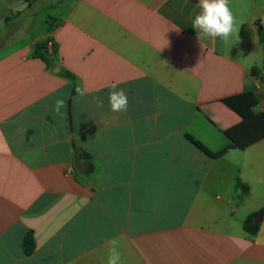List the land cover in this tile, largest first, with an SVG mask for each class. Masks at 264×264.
I'll return each instance as SVG.
<instances>
[{"label": "crops", "instance_id": "obj_1", "mask_svg": "<svg viewBox=\"0 0 264 264\" xmlns=\"http://www.w3.org/2000/svg\"><path fill=\"white\" fill-rule=\"evenodd\" d=\"M198 2L0 0V264H106L111 239L122 264H264V139L190 140L220 152L264 112V0H230L228 41L197 35Z\"/></svg>", "mask_w": 264, "mask_h": 264}, {"label": "clouds", "instance_id": "obj_2", "mask_svg": "<svg viewBox=\"0 0 264 264\" xmlns=\"http://www.w3.org/2000/svg\"><path fill=\"white\" fill-rule=\"evenodd\" d=\"M197 7L200 11L192 20V28L196 30L197 35L200 33L212 39L220 38L223 41H228L234 33L237 36L236 17L232 11L230 0H199ZM108 103L112 112L127 110L128 97L125 91L118 88L115 83L110 86ZM65 108L66 100L64 98H57L54 101V111L58 115H63L62 109ZM108 244L106 264H122L118 240L111 239Z\"/></svg>", "mask_w": 264, "mask_h": 264}, {"label": "trees", "instance_id": "obj_3", "mask_svg": "<svg viewBox=\"0 0 264 264\" xmlns=\"http://www.w3.org/2000/svg\"><path fill=\"white\" fill-rule=\"evenodd\" d=\"M24 1L28 5H33L39 0H24ZM258 26H259L260 35L262 39H264V21L260 22ZM52 46L54 47L53 51L56 52L55 45L52 44ZM46 52H47L46 46H37L36 56L40 57L42 60L48 63L49 62L48 59L44 56ZM252 73L256 78H258L261 81V83H263V70H258L254 68ZM225 134L229 138L231 145L226 149L217 153L211 152L202 143L194 141L190 137L189 138L192 141V143H194V145H196L209 157L213 159L222 158L233 149L245 150L264 139V112L258 113L253 117L249 118L248 120L227 130ZM259 215H264V209L248 217L244 222V228L250 235H255L259 231L260 224L254 222L256 217H258ZM24 249L27 255L32 254L33 251L35 250L34 239L30 234L27 235V237L25 238Z\"/></svg>", "mask_w": 264, "mask_h": 264}, {"label": "water", "instance_id": "obj_4", "mask_svg": "<svg viewBox=\"0 0 264 264\" xmlns=\"http://www.w3.org/2000/svg\"><path fill=\"white\" fill-rule=\"evenodd\" d=\"M263 86H264V47H263ZM75 160H76V165L78 167V162L80 160V153L79 151L75 152ZM263 215L260 216V221H262Z\"/></svg>", "mask_w": 264, "mask_h": 264}, {"label": "built area", "instance_id": "obj_5", "mask_svg": "<svg viewBox=\"0 0 264 264\" xmlns=\"http://www.w3.org/2000/svg\"><path fill=\"white\" fill-rule=\"evenodd\" d=\"M49 46L51 47V46H52V44H49Z\"/></svg>", "mask_w": 264, "mask_h": 264}]
</instances>
